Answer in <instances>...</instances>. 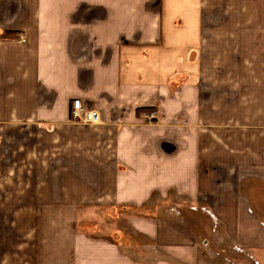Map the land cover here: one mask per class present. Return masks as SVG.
Returning a JSON list of instances; mask_svg holds the SVG:
<instances>
[{
	"label": "crops",
	"instance_id": "crops-1",
	"mask_svg": "<svg viewBox=\"0 0 264 264\" xmlns=\"http://www.w3.org/2000/svg\"><path fill=\"white\" fill-rule=\"evenodd\" d=\"M202 3L0 0V161L10 138L20 144L50 127L51 142L58 139L55 127L74 124V99L96 110L101 124L97 170L75 166L73 156L86 153L69 132L66 147L50 148L67 156L60 177L12 185L0 162V203L6 211L18 200L13 214L29 225L19 222L18 245L0 234L2 264L12 256L17 264H264V0H252L257 16L245 24L257 29L247 41L258 45V78L228 100L225 113L211 102L218 110L211 147L200 146L189 125L143 116L155 107L176 110L123 98V59L198 56ZM179 103L189 124L197 102ZM145 107L154 111L137 112ZM18 149L24 162L37 151ZM51 161L58 170V159ZM11 186L20 188L13 197L2 189ZM94 190L99 196L85 194ZM200 208L218 224L210 240L198 238L200 223L187 226Z\"/></svg>",
	"mask_w": 264,
	"mask_h": 264
},
{
	"label": "rangeland",
	"instance_id": "rangeland-1",
	"mask_svg": "<svg viewBox=\"0 0 264 264\" xmlns=\"http://www.w3.org/2000/svg\"><path fill=\"white\" fill-rule=\"evenodd\" d=\"M202 2V34L200 36L203 42L200 44L198 56L188 51L180 58L168 59L155 53L154 58L144 57L131 62L123 59L125 71L121 76V88L124 92V99L137 100V102H159L165 111L176 110L175 114L165 115L155 107V119L152 120L159 124L172 122L171 124L174 125L170 128L181 127L177 125L179 123L182 126L189 125V131L198 130L200 132L199 140L202 144L199 145L211 147L212 114L218 110L225 113L228 100L241 95L238 90L248 84L247 80L253 84L254 79L258 78L254 73V69L259 65L258 45L253 42V38L251 43L247 41L248 35H253V29L256 28L246 26L249 21L250 25L255 21L257 12L254 10L252 0L249 2L246 0H202ZM161 49L162 47L159 48V46L156 48V50ZM179 102H197L196 107L192 109L193 116L189 124L179 116ZM211 102H215V105L218 102V110ZM187 109H191V107H187ZM186 114L191 113L186 111ZM195 115H197L196 119ZM70 118L72 119L71 116ZM100 126L99 121L96 124L75 121L74 124L69 123V125L55 127V130H60L58 131L60 136L53 143L50 140L52 134L50 127L44 129L47 132L42 129V134L38 138L29 137L21 140L20 144H18L17 137L10 138L5 161L4 163L2 160L0 161L2 167L8 171L7 173H10L5 177H9V180L13 182L12 185L18 180L50 179L51 176L56 177L57 175L60 177L67 156L61 153L52 154L50 148L51 145L52 147H66L68 141H71L66 138V132L73 134L76 150L82 148L86 153L85 156L71 155L74 157L75 166L79 165L84 169L87 167L99 169L101 163L98 147L101 145L99 144L98 132L100 131L98 130H100ZM5 130L10 132L14 128ZM56 132L57 130L53 132V135ZM223 134L225 135V132ZM221 142L226 146L225 138L220 139ZM19 146L37 148L36 155L30 156L28 153L26 162H24L18 149ZM52 159H58V170L54 169L55 165L51 161ZM96 173L98 174V171ZM2 189L6 191L7 196L9 194L13 197L18 194L20 188L11 186ZM94 189L97 191V188ZM95 190L85 194L97 197L99 195ZM7 206L9 208L5 211L0 203V234L2 238L11 234L13 245H18V238L21 234L19 222L22 221L23 225L29 226L28 220H19L13 214L19 208L18 200ZM196 213H199L200 218H197L196 221L189 218L187 226L192 229L200 223L202 233L198 238L204 237L210 240L212 236L210 234L213 232L214 235L215 226L218 224H214L213 220L215 219L208 218L210 215L206 209L200 208ZM8 214L11 216L9 217ZM79 223L78 225H80ZM196 235L198 236V231ZM16 259H18L16 256H12L10 264H17ZM1 260L2 256H0ZM0 264L2 263L0 262Z\"/></svg>",
	"mask_w": 264,
	"mask_h": 264
},
{
	"label": "built area",
	"instance_id": "built-area-1",
	"mask_svg": "<svg viewBox=\"0 0 264 264\" xmlns=\"http://www.w3.org/2000/svg\"><path fill=\"white\" fill-rule=\"evenodd\" d=\"M19 41L24 42L25 37L23 35L19 36ZM71 104L72 106H71L70 114L74 122L81 121L83 123H88V124L98 123L99 115L96 110L87 108L86 106L83 105V103L79 99H74ZM143 116L145 119L148 120H152L154 118L153 113H145Z\"/></svg>",
	"mask_w": 264,
	"mask_h": 264
},
{
	"label": "trees",
	"instance_id": "trees-1",
	"mask_svg": "<svg viewBox=\"0 0 264 264\" xmlns=\"http://www.w3.org/2000/svg\"><path fill=\"white\" fill-rule=\"evenodd\" d=\"M2 36L7 37L8 34H2ZM146 111L152 112V111H154V109L152 107H148V108L145 107V108H138V110H137L138 113L146 112Z\"/></svg>",
	"mask_w": 264,
	"mask_h": 264
}]
</instances>
